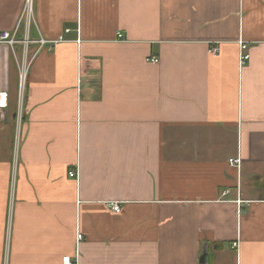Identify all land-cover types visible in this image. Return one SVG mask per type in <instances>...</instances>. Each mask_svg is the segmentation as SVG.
I'll use <instances>...</instances> for the list:
<instances>
[{"label":"crops","instance_id":"crops-1","mask_svg":"<svg viewBox=\"0 0 264 264\" xmlns=\"http://www.w3.org/2000/svg\"><path fill=\"white\" fill-rule=\"evenodd\" d=\"M25 5L0 0V264H264V0Z\"/></svg>","mask_w":264,"mask_h":264},{"label":"built area","instance_id":"built-area-1","mask_svg":"<svg viewBox=\"0 0 264 264\" xmlns=\"http://www.w3.org/2000/svg\"><path fill=\"white\" fill-rule=\"evenodd\" d=\"M32 12H33V0H26V5H25V9L24 12L22 14V18L26 17L28 19H30V17L32 16ZM123 34L119 33L118 34V38H122ZM0 42H7L11 45H13L16 40H15V35L10 32V31H3L0 35ZM47 42V40L41 38L39 40V43L41 45L45 44ZM217 46H214L210 49V52L215 53L217 51ZM250 54L248 53V44L247 43H241V55H240V62L241 64H244L247 62V60L249 59ZM151 61L153 62H158L159 58L157 56H153L150 58ZM25 78H26V72L22 73L21 76V87H20V92L23 93L24 90V82H25ZM7 106V93L6 92H1L0 93V107H6ZM230 164L232 165H240L241 164V159L240 157H235V158H231L229 160ZM69 175L71 177H76L77 171L76 170H72L70 171ZM228 191H225V194ZM111 207L115 212H120L121 211V205L117 202H113L111 203ZM83 237L82 233H78V240H81ZM63 264H75L70 256H65L63 257Z\"/></svg>","mask_w":264,"mask_h":264}]
</instances>
